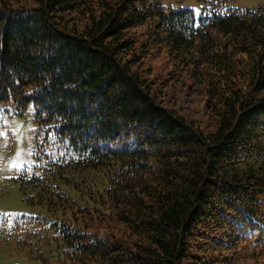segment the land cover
Returning <instances> with one entry per match:
<instances>
[{
    "label": "trees",
    "instance_id": "16d2710c",
    "mask_svg": "<svg viewBox=\"0 0 264 264\" xmlns=\"http://www.w3.org/2000/svg\"><path fill=\"white\" fill-rule=\"evenodd\" d=\"M0 0V103L32 109L17 177L49 215H3L41 264L264 259V6L200 0ZM164 51L208 122L158 101L140 69Z\"/></svg>",
    "mask_w": 264,
    "mask_h": 264
},
{
    "label": "rangeland",
    "instance_id": "374dc122",
    "mask_svg": "<svg viewBox=\"0 0 264 264\" xmlns=\"http://www.w3.org/2000/svg\"><path fill=\"white\" fill-rule=\"evenodd\" d=\"M175 8L191 7L197 13L200 0H165ZM232 8L255 10L264 6V0H229ZM140 65L148 79L153 81L159 102L174 108L188 118L206 124L209 114L205 108L206 94L203 87L194 81L186 67H175V62L162 51L146 56ZM10 108L9 103H0V264H41L25 254L12 250L1 232L3 215L21 213L49 215L43 205H32L23 199L17 177L23 169L31 168L35 162L33 133L36 123L32 109L23 114ZM239 264H264V259L246 260Z\"/></svg>",
    "mask_w": 264,
    "mask_h": 264
}]
</instances>
